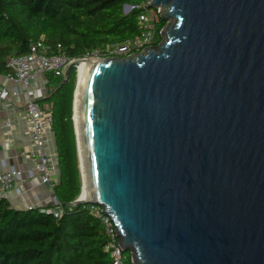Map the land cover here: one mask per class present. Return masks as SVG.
I'll return each instance as SVG.
<instances>
[{"label":"water","instance_id":"water-1","mask_svg":"<svg viewBox=\"0 0 264 264\" xmlns=\"http://www.w3.org/2000/svg\"><path fill=\"white\" fill-rule=\"evenodd\" d=\"M148 7L168 20L158 45L87 59L85 176L77 73L73 204L103 205L134 264H264V0Z\"/></svg>","mask_w":264,"mask_h":264},{"label":"trees","instance_id":"trees-1","mask_svg":"<svg viewBox=\"0 0 264 264\" xmlns=\"http://www.w3.org/2000/svg\"><path fill=\"white\" fill-rule=\"evenodd\" d=\"M141 1L0 0V73H11L8 58L29 53L39 41L50 53L71 58L132 41L143 31L140 18L147 8L125 12L124 5ZM167 22L159 15L151 45L159 44ZM47 78L53 88L38 102L52 109L60 180L53 188L58 203L46 207H57L58 214L43 206L15 208L0 196V264H111L107 234L92 203L73 204L82 188L73 119L77 70L66 83L64 77Z\"/></svg>","mask_w":264,"mask_h":264},{"label":"built area","instance_id":"built-area-1","mask_svg":"<svg viewBox=\"0 0 264 264\" xmlns=\"http://www.w3.org/2000/svg\"><path fill=\"white\" fill-rule=\"evenodd\" d=\"M150 1L142 0L138 4H128L130 10L139 7L147 8L140 18L143 31L140 36L132 41H127L123 44H107L78 58L68 57L65 53H50L49 47L39 41L29 53L13 55L8 58V66L11 69V73L7 75L11 79L28 84L43 74L64 77L68 65L76 59L86 60L97 57L127 56L142 51L155 40L156 24L159 19L156 16L161 15L162 12L160 7L155 9L149 8ZM8 93L9 91L6 88L2 90L3 96H6ZM22 112L23 117L29 123L32 137L31 147L28 150L27 156L35 160V170L40 175L43 183L51 190L53 199L55 200L54 205H56L58 200L53 188L60 180V168L58 161L52 159L45 150L46 135L48 132H53L51 106L43 105L38 102V99L31 98L27 101ZM6 125L9 126L10 121H7ZM20 174L21 172L17 169H9L0 173L1 197H9L10 192L15 186V182L21 178ZM45 207L43 206L42 211L58 214L57 207ZM92 209L94 214L100 218L106 231L107 243L105 248L110 252L112 258L111 264H134L132 256H130L131 260L129 261V254L120 243L118 226L112 215L106 212L105 207L101 204L92 203Z\"/></svg>","mask_w":264,"mask_h":264},{"label":"crops","instance_id":"crops-1","mask_svg":"<svg viewBox=\"0 0 264 264\" xmlns=\"http://www.w3.org/2000/svg\"><path fill=\"white\" fill-rule=\"evenodd\" d=\"M50 85L45 74L24 84L0 73V173L9 169L21 172V178L15 182L8 197L15 208L55 204L51 190L35 170V160L27 156L32 137L29 123L22 112L29 99L45 97L51 90ZM4 88L9 91L6 96L2 95ZM7 121H10L9 126L6 125ZM45 150L58 161L54 131L46 135Z\"/></svg>","mask_w":264,"mask_h":264},{"label":"bare ground","instance_id":"bare-ground-1","mask_svg":"<svg viewBox=\"0 0 264 264\" xmlns=\"http://www.w3.org/2000/svg\"><path fill=\"white\" fill-rule=\"evenodd\" d=\"M87 65H88L87 59L86 60L82 59L78 62L79 82H78L77 97H76V116H75V120L77 122L79 141H80L81 167H82V171L84 173V176H85V158H84V152H83V146H82V140H81V117H80L79 101H80L81 86H82V82H83V78L85 75ZM83 194H85V195L88 194L87 185H85V187H84Z\"/></svg>","mask_w":264,"mask_h":264},{"label":"rangeland","instance_id":"rangeland-1","mask_svg":"<svg viewBox=\"0 0 264 264\" xmlns=\"http://www.w3.org/2000/svg\"><path fill=\"white\" fill-rule=\"evenodd\" d=\"M159 16H156V18H158ZM77 73H78V71H77ZM53 88V85L51 84L50 85V89H52Z\"/></svg>","mask_w":264,"mask_h":264}]
</instances>
